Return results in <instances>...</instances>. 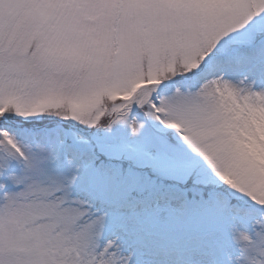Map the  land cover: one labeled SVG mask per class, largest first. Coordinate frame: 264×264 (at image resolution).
Here are the masks:
<instances>
[{"label": "snow or ice", "instance_id": "snow-or-ice-1", "mask_svg": "<svg viewBox=\"0 0 264 264\" xmlns=\"http://www.w3.org/2000/svg\"><path fill=\"white\" fill-rule=\"evenodd\" d=\"M0 264H264V0H0Z\"/></svg>", "mask_w": 264, "mask_h": 264}]
</instances>
